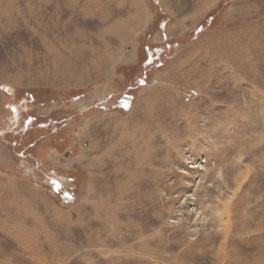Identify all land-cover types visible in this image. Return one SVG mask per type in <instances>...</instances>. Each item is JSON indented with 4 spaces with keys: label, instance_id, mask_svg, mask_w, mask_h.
I'll return each instance as SVG.
<instances>
[{
    "label": "rangeland",
    "instance_id": "374dc122",
    "mask_svg": "<svg viewBox=\"0 0 264 264\" xmlns=\"http://www.w3.org/2000/svg\"><path fill=\"white\" fill-rule=\"evenodd\" d=\"M0 264H264V0H0Z\"/></svg>",
    "mask_w": 264,
    "mask_h": 264
},
{
    "label": "bare ground",
    "instance_id": "6f19581e",
    "mask_svg": "<svg viewBox=\"0 0 264 264\" xmlns=\"http://www.w3.org/2000/svg\"><path fill=\"white\" fill-rule=\"evenodd\" d=\"M109 169V168H108ZM191 204H187L184 202L181 206L178 207V210L176 213L173 215V220L171 221L172 224H176L177 226H180L183 224V219L185 215H188L190 212H192L190 208ZM205 223L202 221L200 222L199 220L194 222L191 227H190V236L191 239H196L195 237L198 236V234L202 231L204 228Z\"/></svg>",
    "mask_w": 264,
    "mask_h": 264
}]
</instances>
